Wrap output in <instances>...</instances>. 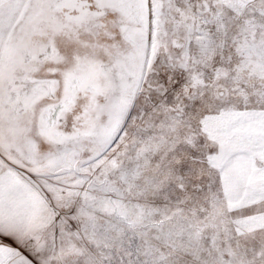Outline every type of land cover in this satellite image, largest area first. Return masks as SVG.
<instances>
[{
    "label": "snow or ice",
    "instance_id": "1",
    "mask_svg": "<svg viewBox=\"0 0 264 264\" xmlns=\"http://www.w3.org/2000/svg\"><path fill=\"white\" fill-rule=\"evenodd\" d=\"M0 264H264V0H0Z\"/></svg>",
    "mask_w": 264,
    "mask_h": 264
}]
</instances>
